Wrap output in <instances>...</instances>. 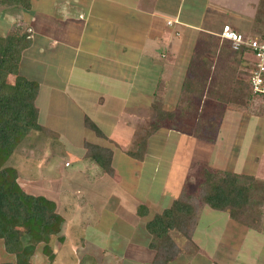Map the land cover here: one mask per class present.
Wrapping results in <instances>:
<instances>
[{"label": "rangeland", "instance_id": "1", "mask_svg": "<svg viewBox=\"0 0 264 264\" xmlns=\"http://www.w3.org/2000/svg\"><path fill=\"white\" fill-rule=\"evenodd\" d=\"M258 9L262 12V2ZM22 10V8L19 9L6 4H0L1 36L4 37L6 34L11 33L18 34V32H24L25 30L31 32L30 36L33 34L32 29L28 26L29 22L22 14ZM242 24L243 23L238 24L240 29L244 30V33L241 32L242 35L247 39L255 37L252 34H246L247 32H245V30L248 31L250 29L247 27L244 28V26H241ZM260 30L262 31L260 34L264 33V27H261ZM202 39L205 41L204 46L208 41L211 50H215L213 53L215 60H219L217 55L218 57L224 55L223 52L218 53L217 44H215L217 40L214 36L204 35ZM53 47L50 46V50L53 51ZM62 47H64V45H62ZM28 48L23 50L21 54V59L24 55L21 65L24 71L27 69L26 60L29 59L28 55H25ZM29 52L32 53V50ZM194 53L193 50L191 57ZM61 54L62 53H58L59 57H53L51 53L48 55L46 54V56H40L36 68L34 69L32 67V70H34L32 73L33 78L38 76L41 78L45 70H47L49 76L52 77L50 80H45V82H47L46 85L38 84L39 92L35 99V106L38 110V124L44 128V130H48V133H45V131L30 132L19 144L6 166L14 167L17 172L22 170L25 171L33 166L36 168L39 166V171L46 172L45 164H48L51 168V173H44L41 177L44 179L54 178V176L58 177L61 176L60 170H62L63 174L67 172L70 173L75 169L77 162H83L81 160V157H84L85 154L83 145L87 142L100 146L105 150L103 156L105 158L109 156L108 160H110L111 169L113 172L116 170L117 175L121 177L123 181L129 182V187L133 188L138 184L141 189L139 187V191L133 188L130 191L133 200L126 202L125 205V200L122 201V198L119 197V202L116 204L117 207H115V198H111L114 197L111 191H114V189H110V185L104 183L103 186L97 184V186L93 188L88 186L89 182L93 183L97 181L96 179L99 176V171L91 175L90 171L83 173L82 181L80 179L81 182H78V189H80V191L75 190L77 192L75 193V201H64L62 205L63 208L65 207L64 212L66 210L67 214H69V218L75 213L73 224L80 228L78 235H70V233L66 231L51 235L46 245L40 243L35 246L29 257V262L31 264H142L140 261L131 260V256L128 254L129 243L133 241L138 245H140V243L145 245V247L150 250L151 255L145 258L148 259L146 261H151L150 264H152L154 262L153 260L157 257L161 240L155 238L146 231V224L151 221L155 215L161 214L162 211L171 204L174 200L172 197L173 195L175 196L177 191L176 198L184 192L187 196L191 197L190 201L197 205V210L195 213L193 231L190 233L191 241L189 243L180 231L171 230L168 233L169 239H167V241H169L170 245L166 252L175 254H170L171 258L166 264H238L240 262L264 264L261 262L263 257L257 255L260 252L257 247H261L262 245L264 249V241L262 242L259 240L260 238H264V235L261 233L262 231L264 232V206L262 208L260 223L257 228H253L244 225L243 222L248 219L253 223L255 220L253 218L255 217V209H249L241 215L236 213L239 217L237 220H234L230 217L229 211L221 212L212 210L208 206L200 203L201 185L204 180L203 172H218L219 174L224 171L232 172L227 164L228 161L232 160V155L233 157H238L239 145L242 144L241 147H243L240 152L245 153V146L248 148L250 143L255 146L256 143L263 141L264 128L262 134L255 137V141L251 136L253 127L247 128L242 140H240L242 134H236L238 132L237 128H235V130L233 129V131L232 126L228 127L225 121H229L231 113L235 114L237 112H240L243 121L246 119L248 122L249 120H256V117H261L259 114L263 111L261 108L264 107V99L262 97V100L255 99V96L253 97L250 94L245 99H236L238 101L237 104H230L232 108L228 107V105L222 107L221 111H215L214 106L212 107L211 104L212 102L215 103L216 100L210 96H205L200 106L203 110H200L201 112L199 111V113L193 112V115L196 114L199 116L198 118L201 119L198 122L197 136L179 131L180 129H186L184 131L193 133L189 128L191 113H189L188 117H178L177 120H175L177 121L175 123L176 126L169 122V125L167 123V125L165 124L159 128L158 131L147 140L144 155L145 164H136L138 168L135 170L140 173L137 174V184H134L135 178L132 176L131 172L135 167V162L126 155V152L128 150L133 151L137 148L135 145L136 134L140 136L149 128L148 118L154 113V110L151 112L152 107L155 106L163 109L164 88L166 84H169L170 80L166 77L160 80L159 84L158 82L155 83L154 87L152 86L153 94L139 95L138 93L130 92L129 97L123 95L121 102L124 104V109L127 110L124 111L123 114L129 113V116H131L132 114L130 115V113L136 111L135 113L138 114V117H135L133 120L128 118V121H123L127 127H121L122 135L125 134V137H122L120 132L115 131L111 118L106 117L108 113L105 110H101L103 109V104L101 106L97 105L95 108L92 107L87 110H81L79 108L81 105L77 104L78 102L76 99L73 100V94L68 96L65 93V88L62 90L56 88L57 85L61 86L66 81V64L68 60H70L69 54L60 56ZM42 58H45L46 61L42 62ZM245 58L244 60L251 61L250 59L252 57L249 59L245 56ZM240 60V64L231 62L235 70L230 69L228 75L235 72L237 79H240V81L245 84L247 82L249 70L248 66L243 64L241 57ZM82 61L83 57L80 56L77 64ZM52 67L57 68L55 74H51ZM16 76L8 75L7 82L9 84H14L16 82ZM43 79L44 77H42L41 80ZM229 79L230 76L226 77L225 81L228 82ZM223 81L224 80H222V82ZM149 88H151V86H149ZM66 96H68V99ZM94 97L96 96L89 94V101L95 100ZM104 97L106 99L105 101H111L114 95L112 96L110 94ZM148 101L151 104L149 110ZM91 104L96 105L95 103ZM134 107L135 109L132 111ZM137 110L142 111L138 112ZM228 111L230 114H227ZM51 119L52 121L58 119L57 124L52 125ZM89 123L95 125L104 138L95 135V133L88 128ZM173 126H175L176 129H173ZM194 129L195 128H193V130ZM254 129L258 130V127ZM182 135H187L185 143L180 139ZM109 136L116 137L118 141H115L116 139L114 138V140L111 137L114 140L113 142ZM121 138L123 140L125 139V141ZM150 140H152L151 143ZM233 143H235V145L231 147ZM149 146L150 150L148 149ZM181 148L183 151H180ZM230 148L233 149L231 153L229 150ZM146 151H148V153H146ZM192 153L193 155H191ZM250 158H252V155L249 153L243 158V160L246 159V164H242V170L245 173L253 172V161ZM85 159L89 160L92 165L94 164L96 166L95 168L98 167L97 170H100L102 173L101 175H107L93 160L89 158ZM46 160L48 162H46ZM69 164L71 168L63 169L64 166H68ZM57 166H59V168L55 169ZM54 169L56 172H53ZM93 171L94 170H91V172ZM257 175L255 174L252 176L256 180L264 183V180L259 179ZM120 181L117 183L118 186H123V182L120 183ZM17 183H19L18 180ZM21 183L23 182L19 184ZM71 183L72 180L64 179L63 181V184L67 187H69ZM25 184V190L28 192L34 190L31 185ZM54 187L57 188L55 184ZM116 187L117 186H115V188ZM53 191L56 192V189ZM104 195L108 197L106 200L103 199ZM51 196L56 198L54 195ZM90 197L91 200L89 203L88 199ZM94 203H102L106 206L104 208L105 211L111 209L113 212H111V215H104V217L107 218V223L104 224V229H102L101 234L96 232L93 227H89L96 221L99 215L98 210L93 206ZM131 203H134L133 207ZM67 207L68 209H66ZM140 207L146 208L147 211L146 215L143 217L138 215V208ZM110 217L116 222H111L110 224ZM86 225H88L87 228H85ZM106 227H110L107 231L108 234L105 233ZM82 228L86 230H82ZM145 234L150 237H145ZM93 245H97L98 248L93 247ZM15 261L16 257L13 254H8L5 251L3 241H0V264H13ZM154 264L163 263L161 260H158L154 262Z\"/></svg>", "mask_w": 264, "mask_h": 264}, {"label": "crops", "instance_id": "2", "mask_svg": "<svg viewBox=\"0 0 264 264\" xmlns=\"http://www.w3.org/2000/svg\"><path fill=\"white\" fill-rule=\"evenodd\" d=\"M29 1L30 9L28 11L22 10V14L29 22L28 26L32 29L33 34L30 36L31 44L25 54L29 57V59L26 60L27 69L24 71L21 68L23 55L18 68L19 75L30 81H35L39 85H46L47 82H45V80L52 79L47 70L44 71V75L42 76L44 77L43 80H41L42 77L40 78L39 76L36 78L32 77V73L34 72L32 67L34 69L36 68L40 56H46V54L48 55L49 53H51L53 57H59L58 53H62L60 56L69 54L70 60H68L66 64L67 71H65L66 81L61 86L57 85L56 88L58 90L65 88V93L68 96L73 94V100H77V104L81 105L79 106L81 110H87L92 107L95 108V106H101L103 104V109L101 110H105L110 114L108 115L106 113V117L111 118L115 131L120 132L122 137H125V134L122 135L121 127H127L123 121H128V118L133 120L135 117H138V114L135 113L136 111L130 113V115L132 114L131 116H129V113L123 114L124 111H127L124 109V104L121 102L123 95L129 97L130 92H135L139 95L153 94L152 86L154 87L155 83L158 82L159 84L160 80L167 77L170 82L168 85L166 84L164 88L163 109L170 111V109L172 110L175 108L177 103L182 82L186 75L187 66L195 46L198 42L199 44L205 43L202 39L204 35L214 36L216 38L217 41L215 44H217L219 51V46H224L226 48L228 45L226 42H221L217 37L223 25L228 24L238 32L244 33V30L240 29L238 26V24L243 23L241 26L250 29L248 31L245 30V32H247L246 34H252L254 36L259 35L260 32H262L260 28L264 27L263 17L260 22L256 21V15L260 13L264 15V5L262 12L258 9L260 2L263 0ZM28 33L31 34V32ZM206 44L209 45V42L207 41ZM62 45H64V47H62ZM50 46H54L53 51L50 50ZM31 50L32 53L29 52ZM80 56L83 57V61L77 64ZM245 56L250 59L251 54L244 51L241 55L243 64L248 66L249 74L253 60L252 58L250 59L251 61L244 60L246 59ZM41 60L42 62L46 61L45 58ZM51 69L53 72H51V74H55L57 68L52 67ZM247 76L249 77V75ZM149 86H151V88H149ZM89 94L96 96L94 97L95 100L89 101ZM110 94L112 96L114 95L113 100L105 101L106 99L104 96ZM68 96H66L67 99ZM255 99L262 100V98L258 96L255 97ZM91 103H95L96 105ZM148 105L149 110L151 108L150 102ZM230 106L231 105L228 107ZM134 109L135 107L132 111ZM261 109H263L261 114H259L261 117H256V120L253 119L248 122L246 119L243 121L242 115L240 112H237L235 114L231 113L229 121H225V124L228 127L232 126V130L237 128L238 132L236 134H242V136L240 135V140H242L247 128L253 127L251 136L255 141V137L262 134L264 128V107ZM142 110L137 111L140 112ZM227 114H230V112L228 111ZM51 122L52 125L57 124L58 119L55 121L51 119ZM255 127H258V130L254 129ZM111 137L112 136H109L113 142L115 139V141H118L116 137H112L113 139L115 138L114 140ZM186 138L187 135L180 136L183 143H185ZM123 141H125V139ZM151 141L152 140H150V143ZM234 145L235 143H233L231 147H234ZM241 146L242 144L239 145L238 157H233L232 155V160L228 161L227 166L229 165L233 173L248 175L258 174L257 177L264 180V136L263 141L256 143L255 146L251 143L248 148L245 146V153L240 152L243 148ZM148 149L150 150V146ZM229 150L231 153L233 149L230 148ZM180 151H183V149L181 148ZM146 153H148V151H146ZM248 153L252 155V158H250L253 161L252 173H245L242 170V164H246V159L243 160V158L244 156L246 157ZM191 155H193V153ZM81 160L83 164L80 163V161L77 162L75 169L70 173L67 172L63 174L62 170H60L61 176H54V178L50 179L41 177L44 173H51V168L48 164H45L46 172L39 171V166L37 168L33 166L25 171H18V182H23L21 184L18 183L19 186L21 185L22 189H24L26 186L25 183H27L34 188L32 192H28L24 189L27 194L43 196L53 201L56 204V211L64 220L61 232L66 231L69 232L70 235H78L80 228L73 224L75 213L69 218V214H67L66 210L64 212L65 207L63 208L62 205L64 201H75V193H77L75 190L80 191V189H78V182L82 181L83 173L90 171L91 175L99 171V176L96 179L97 181L93 183L89 182L88 186L93 188L96 187L97 184L103 186L104 183L110 185V189H114V191L111 190L114 194V197L111 198H115V207H117L116 204L119 202V197L122 198V201L125 200V205L126 202L133 200L130 194L133 188L140 191L141 187L137 184V174L140 172H136L135 169L138 168L136 164H145V157L142 162L134 161L135 167L131 173L135 178L134 184H137V186L132 188L129 187V182L123 181L121 177L117 175L116 170H114L112 176H104L101 175L102 173L100 170H97L98 167L95 168L96 166L94 164L92 165L89 160L85 159L83 156ZM46 162L48 161L46 160ZM57 168H59V166L55 167V169ZM69 168H71L70 164L64 166L63 169ZM55 169L53 172H56ZM91 170L95 172H91ZM64 179L72 180L69 187L63 184ZM119 181L120 183L123 182L124 185L118 186L117 183H119ZM54 184L57 188L54 187ZM115 186H117V189ZM55 189L56 192L53 191ZM176 194L177 191L175 196ZM51 195H54L56 198H53ZM175 196L173 195L172 199H176ZM107 198L106 195L103 196L104 200ZM90 200L91 197L88 199L89 203ZM133 204L131 203L132 207ZM93 206L98 210L99 215L96 221L89 227H93L96 232L101 234L102 229H104V224L107 223V218L104 217V215H111L113 212L111 209L105 211L104 208L106 206L102 203H94ZM66 209H68V207ZM110 218V224L111 222H116L112 217ZM87 226L88 225H86L85 228H87ZM108 228L106 227V234H108ZM82 230L86 229L82 228ZM261 233L264 235L263 231ZM146 236L148 238L150 237L145 234V237ZM263 239L264 238H260L259 240L263 242ZM93 247L98 248L97 245H93ZM257 249L260 251V254L258 253L257 255L263 257L261 262L264 263V249L262 245L261 247H257ZM128 254L131 256V260L140 261L142 264H150L151 262L146 261L148 259L145 258L151 255L150 250L141 243L140 245L133 241L129 243ZM238 264L248 263L240 262Z\"/></svg>", "mask_w": 264, "mask_h": 264}, {"label": "trees", "instance_id": "3", "mask_svg": "<svg viewBox=\"0 0 264 264\" xmlns=\"http://www.w3.org/2000/svg\"><path fill=\"white\" fill-rule=\"evenodd\" d=\"M261 2L264 5V0ZM0 4L22 8L25 11L30 9L29 0H0ZM262 17L264 18L263 13L256 15V21L260 22ZM30 44V34L26 30L18 34H6L4 37L0 35V241H3L5 251L16 257L13 264H31L29 257L35 246L40 243L46 245L51 235L62 231L64 222L53 201L43 196L27 194L17 183V170L6 166L19 144L30 132L48 133V130H44L38 124V110L35 106L39 92L38 83L18 74L21 54ZM219 47L218 53L223 52L224 55L215 60L213 58L215 50H211L210 45L204 46V43L198 42L194 49L195 53L189 60L175 108L169 111L152 107L151 112L154 110V113L148 118L149 128L140 136L136 134L137 148L126 152L129 158L137 162L143 161L149 137L165 124L169 125V122L176 126L175 120L178 117H188L189 113L192 115L190 114V127H187L193 133L184 131L186 129L179 131L197 136L198 122L201 119L198 115H193V112L199 113L203 110L200 106L205 96L214 98L216 101L212 102L211 106H214L215 111H221L222 107L236 104L238 102L236 99H245L251 94L248 76L244 84L237 79L235 72L228 75V71L233 69L231 62L241 63L243 48L234 50L229 45L226 48ZM8 75H17L14 84L7 82ZM229 76L230 79L226 82V77ZM175 126L173 129H176ZM88 128L95 135L104 138L92 123L88 124ZM83 147L85 158L93 160L107 175H113L109 156L106 158L103 156L105 150L102 147L87 142ZM203 176L201 204L212 210L229 211L230 217L234 220H237L238 214L255 209L253 223L248 219L243 223L249 227H258L264 206L263 182L256 180L252 175L228 171L220 174L205 171ZM190 199V196L182 192L161 214L155 215L146 224V231L161 240L154 262L161 260L166 264L171 258L170 254H175L166 252L170 245L167 239L171 230L180 231L188 243L191 241L190 233L193 231L197 205ZM146 213V208H138L139 216L143 217Z\"/></svg>", "mask_w": 264, "mask_h": 264}, {"label": "built area", "instance_id": "4", "mask_svg": "<svg viewBox=\"0 0 264 264\" xmlns=\"http://www.w3.org/2000/svg\"><path fill=\"white\" fill-rule=\"evenodd\" d=\"M217 37L234 50L243 48L244 51L251 54L253 64L248 78L251 94L264 99V33L247 39L230 25L225 24L217 34Z\"/></svg>", "mask_w": 264, "mask_h": 264}]
</instances>
